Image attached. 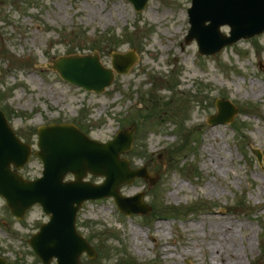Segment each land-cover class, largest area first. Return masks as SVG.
<instances>
[{"label": "rangeland", "instance_id": "obj_1", "mask_svg": "<svg viewBox=\"0 0 264 264\" xmlns=\"http://www.w3.org/2000/svg\"><path fill=\"white\" fill-rule=\"evenodd\" d=\"M189 4L149 0L136 12L125 0H0V108L12 128L36 150L35 130L48 122H74L102 142L134 122L128 164L157 175L119 186L124 196L142 192L146 214L126 216L110 197L84 203L76 226L97 257L81 254V264H264V170L252 153L264 164V33L200 56L195 41L183 43ZM110 50L137 60L101 94L48 67L95 51L110 66ZM217 98L238 111L209 126ZM30 158L26 179L42 170ZM47 219L34 206L17 221L0 197V256L41 264L27 241Z\"/></svg>", "mask_w": 264, "mask_h": 264}, {"label": "water", "instance_id": "obj_2", "mask_svg": "<svg viewBox=\"0 0 264 264\" xmlns=\"http://www.w3.org/2000/svg\"><path fill=\"white\" fill-rule=\"evenodd\" d=\"M136 10L143 9L147 0H129ZM188 8L189 31L186 43L195 39L200 54L212 55L241 38L264 32V0H191ZM222 25L230 27L229 35L221 33ZM136 61L132 52L112 53V68L100 62L96 52L89 55L59 57L53 63L61 78L88 91L101 93L114 78V71L124 74ZM218 111L209 123H227L237 112L228 100H217ZM135 125L121 130L104 143L89 138L73 123H50L37 131L39 149L35 156L42 160L39 178L25 180L16 168H22L30 156L31 147L13 132L0 110V195L11 215L22 219L34 204H39L50 219L31 235L30 247L43 264H80V255L95 257L91 245L76 231L78 209L87 199L112 196L119 210L146 213L150 209L142 202L141 193L124 197L119 193L121 183L146 175L145 169L132 170L128 160L120 157L132 147ZM260 159V155L257 154ZM13 165L14 170L10 169ZM74 179L65 180L68 174ZM89 173L105 180L93 184L84 180ZM155 181V180H154ZM0 264H7L0 257Z\"/></svg>", "mask_w": 264, "mask_h": 264}, {"label": "trees", "instance_id": "obj_3", "mask_svg": "<svg viewBox=\"0 0 264 264\" xmlns=\"http://www.w3.org/2000/svg\"><path fill=\"white\" fill-rule=\"evenodd\" d=\"M111 39V42H109L110 43V45H111V43H113V41L115 40L113 37H111L110 38ZM198 209H200V208H198ZM251 210H252V208H251Z\"/></svg>", "mask_w": 264, "mask_h": 264}]
</instances>
